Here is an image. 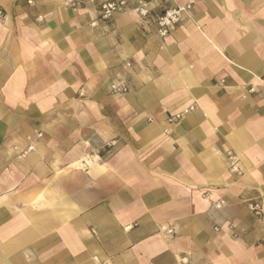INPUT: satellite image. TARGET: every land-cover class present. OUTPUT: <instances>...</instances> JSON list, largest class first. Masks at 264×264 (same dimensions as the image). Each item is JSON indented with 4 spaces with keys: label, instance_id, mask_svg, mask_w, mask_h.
I'll list each match as a JSON object with an SVG mask.
<instances>
[{
    "label": "crops",
    "instance_id": "0c3cea01",
    "mask_svg": "<svg viewBox=\"0 0 264 264\" xmlns=\"http://www.w3.org/2000/svg\"><path fill=\"white\" fill-rule=\"evenodd\" d=\"M103 1L0 0V264H264V0Z\"/></svg>",
    "mask_w": 264,
    "mask_h": 264
},
{
    "label": "built area",
    "instance_id": "2783aa9c",
    "mask_svg": "<svg viewBox=\"0 0 264 264\" xmlns=\"http://www.w3.org/2000/svg\"><path fill=\"white\" fill-rule=\"evenodd\" d=\"M80 0H64V4L68 7L75 9ZM158 2L160 0H157ZM135 5L132 10L141 18L147 19L151 13L150 3L146 0H135ZM189 6H178L169 5L165 6L161 13L154 15L153 22L156 25V31L158 35L165 36L170 31H172L182 20V14L184 11L188 10ZM129 9L127 0H108L103 1L99 5L98 19L101 21H108L115 13H122ZM4 17V13L0 10V19ZM39 19V17L37 18ZM129 66V63H126ZM110 91L113 94H122L126 92V87L124 85H119L117 83H111ZM250 91L252 88L249 89ZM32 146H29L27 150H31ZM219 207L220 204H216ZM252 210L255 214H263L261 207L258 203L253 204ZM167 233L171 234V229H164Z\"/></svg>",
    "mask_w": 264,
    "mask_h": 264
}]
</instances>
